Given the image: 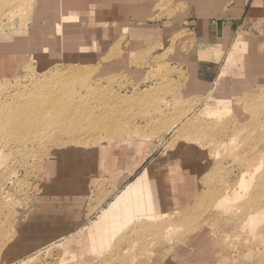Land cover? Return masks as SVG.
I'll use <instances>...</instances> for the list:
<instances>
[{
  "label": "rangeland",
  "instance_id": "1",
  "mask_svg": "<svg viewBox=\"0 0 264 264\" xmlns=\"http://www.w3.org/2000/svg\"><path fill=\"white\" fill-rule=\"evenodd\" d=\"M196 1L0 0V264H264V0L215 50L238 0ZM176 165L165 210H126Z\"/></svg>",
  "mask_w": 264,
  "mask_h": 264
},
{
  "label": "crops",
  "instance_id": "2",
  "mask_svg": "<svg viewBox=\"0 0 264 264\" xmlns=\"http://www.w3.org/2000/svg\"><path fill=\"white\" fill-rule=\"evenodd\" d=\"M206 2V0H197L196 2L198 3V4H200V5H202L203 3H205ZM212 2V0H210V3ZM248 3H249V0H238V2H237V4H236V7H235V9H234V11H233V14L234 15H231V18L232 19H229V20H225L224 18H223V20H221V21H219L218 19L219 18H222V17H217V19H214L213 17L210 19V20H208L209 21V26H211V30H213L214 32V35L216 36V38H218L219 39V37L221 36V40H220V42H216V43H213V44H202L200 47L202 48V49H209V48H213V50H215L216 48V46H214V45H222V44H224L225 42H228V41H226V39L228 40L229 39V36H230V31L235 27V19H238L239 18V15L237 16V15H235V13H238V14H241L242 12H244L245 11V8H246V6L248 5ZM109 6V8H108V10L107 9H102V10H107V11H112V10H114V8H112V6L109 4L108 5ZM100 11V10H99ZM253 11H255V9H253ZM220 23H219V22ZM203 29H205V28H202L200 31L201 32H203ZM224 40H225V42H224ZM223 41V42H222ZM215 52V51H214ZM208 59V58H207ZM79 149H82V148H79ZM83 150V152L80 154V155H78V157L79 156H83V157H85V158H87L89 155L90 156H92V157H94V151H92V150H89V149H82ZM76 152H73V153H71V155H70V153H69V155H68V157L69 156H71V157H76V156H74V155H76V153L78 152L77 150H75ZM71 157H69L67 160L65 159V162H69L70 161V158ZM88 166V165H87ZM96 173L97 174H95L93 171L89 174V178H92V177H95V176H97V175H101L102 174V170L100 169L99 170V167H98V169L96 168ZM95 175V176H94ZM66 178L67 179H69V181H70V185H69V188L66 190V192L65 191H62L61 193L62 194H66V196H67V194L68 193H71L72 195H79V198H77V199H80V200H84V198L86 199V188L85 189H83V188H81L80 186H79V184H81V183H83L84 181H87V177H85L84 175H81V176H79V177H76V176H71V178H70V175H67V177H63V178H60L59 179V181L57 182V184H53V185H51V187H53V188H56L58 185H62L63 183H65L66 182ZM79 178H81V179H79ZM87 178V179H86ZM150 185L151 184V182L149 181V179L148 178H145V179H143L142 181H140L139 183H138V185H137V187H136V190H134V192H133V198H134V201L133 202H131V203H129L128 204V202H127V211L128 212H130L131 214H132V212L133 213H136V212H139L140 211V208L142 209V207H144V208H152L153 210H155L156 209V206H154L153 204H152V200L153 199H151V196H150V194L148 193V191H146V190H144V189H140V187H142L143 185ZM50 187V188H51ZM78 189H80V190H82V191H79ZM49 191H50V189H48L45 193H44V195L45 196H47V194L49 193ZM81 192V193H80ZM59 203H61V204H66L67 202H64V201H61V202H59ZM51 204V203H50ZM50 204H45V205H42L41 207V209H43V210H45V211H47L48 213H51L50 211H49V209L51 208V205ZM66 205H68V203L66 204ZM128 205H129V207H132V208H129L128 209ZM161 207H162V205H160ZM71 209L72 208H68V209H66V208H60V209H57L58 210V212H59V210L61 211V214H63V212L66 210V211H68V212H70L71 211ZM133 210V211H132ZM136 215V214H135ZM69 218H71V217H69ZM68 218V219H69ZM71 219H73V218H71ZM109 223H110V221H105V223L103 224V227H102V230H104L105 232L104 233H106V234H109L110 233V229H111V226L109 225ZM144 224V223H143ZM59 227H61V226H59ZM42 228V227H41ZM44 229H47V230H49L51 227L49 226V224H46V225H44V227H43ZM63 227H61L60 229H62ZM52 229V228H51ZM53 230H55V227L53 228ZM62 231H64V230H62ZM54 235L55 234H57V232L56 233H53ZM52 234V235H53ZM49 236L50 234H44L43 236ZM102 242L104 243V242H106V239L103 241L102 240Z\"/></svg>",
  "mask_w": 264,
  "mask_h": 264
},
{
  "label": "bare ground",
  "instance_id": "3",
  "mask_svg": "<svg viewBox=\"0 0 264 264\" xmlns=\"http://www.w3.org/2000/svg\"><path fill=\"white\" fill-rule=\"evenodd\" d=\"M239 41V40H238ZM238 43V42H237ZM5 57H4V59L3 60H1L0 59V67H5V66H10V64H12V62H11V60L9 61V60H7V61H5ZM224 73V72H223ZM222 73V74H223ZM217 93V92H216ZM215 93V94H216ZM226 93V95L228 94L227 92H225ZM225 93H217L216 94V97L217 98H219V101H222V102H224V103H226L227 101H228V98L226 97V95H225ZM213 95H214V93H213ZM228 95H230V94H228ZM216 98V99H217ZM230 100V99H229ZM51 102H52V105H53V111H54V109L57 107V99H52L51 100ZM229 106L228 105H224L223 106V108L222 109H220L219 107H213V108H207V113H211V114H213V115H216V116H218V117H221V115L224 113V112H226L227 111V108H228ZM25 112H26V110H24ZM24 111L23 112H18V110L16 111V110H13V111H9L8 113H6L7 115L5 116L4 114H3V116H5V117H7V118H12L13 120H12V125L15 127L18 123L20 124V122H19V118H18V115H21L22 117H23V119H24ZM29 113V112H28ZM17 114V115H16ZM26 115H27V113H26ZM55 115H56V113H55ZM28 116V115H27ZM27 116H25V117H27ZM20 117V116H19ZM22 117H20V121H22L21 120V118ZM16 118H18V120L16 119ZM16 119V120H15ZM18 121V122H17ZM32 124V123H31ZM21 125V124H20ZM19 125V126H20ZM18 126V125H17ZM16 126V129L19 127H17ZM31 127V125L28 127V128H30ZM20 129H22L21 128V126H20V128L18 129V130H20ZM27 130V129H26ZM26 130H25V132H26ZM29 130V129H28ZM22 132L24 131V129H22L21 130ZM20 131V132H21ZM119 131V129H117V128H112L111 129V132H110V134H115V133H117ZM17 134H21V133H19V131L18 132H16ZM110 141H112L111 139H110ZM208 149L206 148V151H207ZM206 153V152H205ZM125 154V153H124ZM118 156V155H117ZM124 160V159H123ZM181 163V162H180ZM182 164V163H181ZM177 165H179L180 167L182 166V165H180L179 163L177 164ZM173 166V168H170V167H165L164 169H160L158 172H157V175H155V176H153L151 179L150 178H148L149 179V181L151 182V184L150 185H143L142 187H140V189H144V190H146V191H148V193L150 194V196H151V199H158V200H160L162 203H161V205H162V207L160 206V205H155L156 206V209L155 210H153L152 208H144V207H142V209L140 208V211L139 212H136V213H134V215H135V217L137 216V217H141V216H143V215H145L146 217H151V216H155V215H157V213L161 210V211H163V210H165L166 208H165V196L166 195H168V196H176V190H177V193H178V189L181 187V183H182V180H180L179 178H178V176L176 175V173H175V171L176 170H180V169H177L176 167H179V166ZM180 172H182V169L178 172V173H180ZM171 173V174H170ZM97 174V173H96ZM95 176V175H94ZM170 176V177H169ZM183 179V178H182ZM126 189V188H125ZM128 189V188H127ZM118 199V196L116 197V199L114 200V201H112V203H110V205H113L115 202H116V200ZM124 203V202H123ZM124 205H125V207H126V209H127V203H124ZM106 213V209H102L101 210V212H100V215L101 214H105ZM140 220V219H139ZM146 225V224H145ZM155 226V225H154ZM155 228V227H154ZM149 229H152V228H149ZM158 229V228H157ZM154 230V229H153ZM159 230V229H158ZM148 232V231H147ZM63 233H64V231H63ZM146 233V232H145ZM156 233V232H155ZM170 233L169 232H167V236L169 235ZM172 234V233H171ZM169 239H170V237H168ZM170 241H171V239H170ZM134 258V257H133Z\"/></svg>",
  "mask_w": 264,
  "mask_h": 264
}]
</instances>
